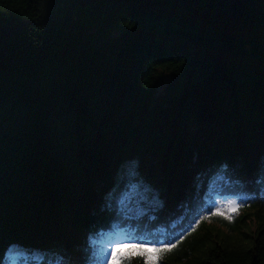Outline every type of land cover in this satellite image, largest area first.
I'll list each match as a JSON object with an SVG mask.
<instances>
[{"label": "trees", "instance_id": "obj_1", "mask_svg": "<svg viewBox=\"0 0 264 264\" xmlns=\"http://www.w3.org/2000/svg\"><path fill=\"white\" fill-rule=\"evenodd\" d=\"M71 1L0 0V25L31 22L0 48V264H95L102 229L176 241L164 264H264V0ZM132 160L155 215L108 206ZM214 193L241 201L226 231L194 227Z\"/></svg>", "mask_w": 264, "mask_h": 264}, {"label": "rangeland", "instance_id": "obj_2", "mask_svg": "<svg viewBox=\"0 0 264 264\" xmlns=\"http://www.w3.org/2000/svg\"><path fill=\"white\" fill-rule=\"evenodd\" d=\"M167 82V78H162L158 85V90H163L165 84ZM136 161H128L124 162L116 171L113 176L114 186L110 189L111 192L118 190L119 197L114 200L108 206L116 205L118 209L127 217V218H134L148 215H155L158 209L164 205V199L160 195L158 191L152 190L144 185V183L140 182L136 178ZM228 201H234L232 199H220L217 200L216 203H212L211 209L203 207V211L201 212L200 216L195 220L194 227H201V226H213L218 229H222L226 231L224 226H221L219 221H216V216L220 217H227V216H237L236 213H230L227 211L224 212V206L221 204H227ZM217 209H220L224 214H217ZM240 214V212H239ZM228 219V218H226ZM229 220V219H228ZM249 222V230H254V222L251 220H247ZM171 224V223H170ZM169 224V225H170ZM118 235V234H117ZM117 240L111 241L109 244L99 240V248L101 250V258L99 262L95 264H110V257L112 255L111 248L114 246V243L120 241V238H116ZM169 244H174L173 242L164 243V246ZM147 247L151 248L155 246L154 244H143V245H136L130 244L129 242H122L120 247H117L118 253H133L131 256H123L120 260V264H145L143 257L135 254L137 253L139 247ZM160 245H158L159 247ZM172 249V248H171ZM18 253V254H17ZM14 255H17V264H24L27 260L33 261L32 264H38L39 261L44 260L46 264H56L57 260L54 256L49 258H45L44 253L42 251L34 252V251H22L19 250L15 252ZM156 257V264H164L163 261L166 257H168L169 253L167 251H162L159 253L154 254ZM105 257H108L109 260L106 261ZM11 264V262H9Z\"/></svg>", "mask_w": 264, "mask_h": 264}, {"label": "snow or ice", "instance_id": "obj_3", "mask_svg": "<svg viewBox=\"0 0 264 264\" xmlns=\"http://www.w3.org/2000/svg\"><path fill=\"white\" fill-rule=\"evenodd\" d=\"M262 168H264V165H262ZM227 207L231 211H237L239 208V205L236 203V201H228ZM217 214L223 215L224 213L220 209H217ZM226 218L230 220L231 216H227ZM92 243H95V241H92ZM143 243L144 242H141V245H143ZM121 244L122 242L117 241L114 243V246L111 248V252H112V255L110 257L111 264H120V260L122 259L123 256L133 255V253H126V254L118 253L116 249L117 247H120ZM175 246H176L175 244H169L167 246H159V247L153 246L151 248L141 246L139 247L137 253L135 254L143 257L145 264H156V257L154 254L162 252V251H168ZM15 248H16L15 245H11L7 248L6 253L4 255L3 264H8V262H11V264H16L17 255L13 254ZM105 260L108 261L109 258L105 257ZM57 264H73V258L71 254L67 250L62 252L59 258L57 259Z\"/></svg>", "mask_w": 264, "mask_h": 264}, {"label": "water", "instance_id": "obj_4", "mask_svg": "<svg viewBox=\"0 0 264 264\" xmlns=\"http://www.w3.org/2000/svg\"><path fill=\"white\" fill-rule=\"evenodd\" d=\"M98 0H72L66 9V15L69 14L74 6H87L96 3ZM148 1V0H142ZM186 7H193L197 5L201 0H173ZM31 24L28 20H18L12 24L0 25V48L3 46L5 40L10 35L22 29L25 25Z\"/></svg>", "mask_w": 264, "mask_h": 264}, {"label": "clouds", "instance_id": "obj_5", "mask_svg": "<svg viewBox=\"0 0 264 264\" xmlns=\"http://www.w3.org/2000/svg\"><path fill=\"white\" fill-rule=\"evenodd\" d=\"M110 264H111V262H110Z\"/></svg>", "mask_w": 264, "mask_h": 264}]
</instances>
